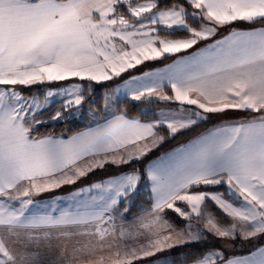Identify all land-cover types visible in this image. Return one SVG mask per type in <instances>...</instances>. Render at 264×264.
<instances>
[{"label":"snow or ice","instance_id":"snow-or-ice-1","mask_svg":"<svg viewBox=\"0 0 264 264\" xmlns=\"http://www.w3.org/2000/svg\"><path fill=\"white\" fill-rule=\"evenodd\" d=\"M178 31L184 35L171 38ZM169 57L163 68L132 74ZM125 74L104 94L102 117L90 109L89 124L67 138L33 134L55 98L51 120L77 116L93 83ZM63 81L72 83L24 92ZM121 96L177 107L142 120L120 108ZM228 111L247 118L215 126L143 169L92 182L66 206L36 199L105 165L142 160L166 138ZM142 176L152 204L125 227L120 208L128 212ZM209 234L260 243L243 256L189 252L184 264H264V0H0V264H156Z\"/></svg>","mask_w":264,"mask_h":264},{"label":"trees","instance_id":"trees-1","mask_svg":"<svg viewBox=\"0 0 264 264\" xmlns=\"http://www.w3.org/2000/svg\"><path fill=\"white\" fill-rule=\"evenodd\" d=\"M233 27L248 28L250 26L243 24V23H240V22H237L235 25H233ZM162 34H164V33H162ZM183 35H184L183 32L178 31L175 33L174 37H182ZM172 59H173V57H169V58H166V59H163L160 61H150V62H146L143 66H146L145 68L155 67V66L164 64V63H166ZM135 72L136 71L133 70L132 74ZM125 77H128V74H125L124 77L117 79V81H119ZM64 82H70V81H64ZM85 83H87V82H85ZM40 88H41V85H35V86H32L31 89H25L24 92H25V94L31 95V94H33L34 91L39 90ZM92 88L94 89L92 92L86 93V95L88 96V99L85 101V103L87 102L85 108H87V105H89V101L92 99V95H94L95 96L94 97L95 102H96V108H97L96 110L99 113L97 115V117H102L105 114L104 109L102 107L103 96H104V94L108 88V85L105 84V82H102L100 84L93 83ZM165 105L166 106H176V105L165 103V102L152 103V104L134 103L130 100H127L126 98H122L120 100L119 106L121 109H127L130 116L138 117L142 120H150V119H155L156 116L154 114L157 113L156 110L160 109L161 106H165ZM94 106H95V104H94ZM142 110H144V112H146L147 114L146 115L142 114ZM56 111H57V109L55 107H53L51 109H47V110L43 111L39 117L41 119H51V116L54 115V113ZM90 119H91L90 117L85 116V118L83 120H80V121L77 118L74 119V118H68V117H66L65 119L58 120V121H50V122L42 124L41 126L36 128V130L33 134L34 135H40V136L52 134L55 136L67 137V136L71 135L73 132L80 130V129L84 128L86 125H88L90 122ZM217 121L218 120L211 119V117L209 116L208 120L200 122L194 128H192L190 130H186L184 132H181L177 136H175L174 138L173 137L166 138L165 142L159 148L154 149L151 153L148 154V156L144 157L142 160L133 161L131 164L122 165L120 167H116L114 165H110V166L107 165L104 167V169H97L96 171L90 173L88 177L83 178L81 181L79 180L77 182V184L65 185L61 188H58L54 191H51V194L55 195V194H59L60 192H63V191L69 192V191H72L74 189H77L79 187V185L81 186V185H85L87 183L89 184L91 182L102 180L107 176L105 174L108 172L118 174V173H122V172H130L132 170L143 169L147 166V164L151 160L155 159L156 157H159L162 154H165V153H167V152H169V151H171V150H173V149H175L181 145H184V144L188 143L190 140L196 138L201 133L206 132ZM160 131H161V134H165L163 128ZM136 200L142 201L148 207H150L152 204V198H151L149 183L143 176H142L140 183H139L138 194H137ZM121 207H123V206H121ZM207 207L216 216V218L220 222H223V221L228 222L229 221V219L226 218L217 208H215V206L213 204L209 203ZM141 209H142L141 206L133 205L131 207L130 211L132 213H134V212L139 211ZM166 217L169 219V221L175 227H179V226L181 227V225H182L181 222L177 219L176 214H174L172 210H168L166 212ZM212 248L216 249V248H220V246H218L216 244H214V245H208V244L201 245V242H200L196 246H184L182 249H179L177 252H172L170 254V257L172 259H174L175 262L181 263L182 261L185 260V254L186 253L194 252L198 255L201 252L211 250ZM226 254L231 256L228 252H226Z\"/></svg>","mask_w":264,"mask_h":264},{"label":"rangeland","instance_id":"rangeland-1","mask_svg":"<svg viewBox=\"0 0 264 264\" xmlns=\"http://www.w3.org/2000/svg\"><path fill=\"white\" fill-rule=\"evenodd\" d=\"M226 31V29L225 30H222L221 31V33L222 32H225ZM163 35V34H162ZM171 38H173V37H171ZM175 38H180V37H175ZM146 66H140V69L142 70L143 68H145ZM128 77H125V78H123V79H127ZM123 79H121V80H119V81H117V80H114V81H107V82H105V84H107L108 85V88H107V90H106V92L105 93H107V92H110V91H112L116 86H117V84H120V83H122V80ZM70 83H72V81H70V82H59V83H53V84H51V85H41V88L39 89V90H36V91H34L33 92V94H37V93H40V92H42V91H44L45 89H48V88H52V89H56V88H58V87H63V86H65V85H68V84H70ZM33 94H31V95H33ZM25 95H28V94H25ZM95 96L94 95H92V99L89 101V105H87V108H85L86 107V103H84V105L82 106V108H81V111H80V113L77 115V116H74V117H68V118H74V119H78L79 121L80 120H83L84 118H85V116H88V117H90L91 119H92V117H91V115H90V109L93 111V112H95L96 113V116L99 114L98 113V111L96 110L97 108H96V102H95V98H94ZM41 99H43V97L41 96ZM59 97H57V98H55V103H53L51 106H49L47 109H51V108H53V107H55L57 110L60 108V103H59ZM122 99V96L120 97V100ZM94 104H95V106H94ZM93 105V106H92ZM176 108V106H161V108L160 109H158V110H156L157 111V113H159L161 110H164V111H167L168 109H175ZM46 109V110H47ZM185 115H187V113H185ZM39 119H41L40 117H38ZM41 120H43L44 121V123H41V124H39V125H37L36 126V128H38L39 126H41L42 124H45V123H48V122H50V121H53V120H51V119H41ZM65 138H67V137H65ZM133 171V170H132ZM132 171H130V172H132ZM119 175L121 174V173H118ZM140 183V182H139ZM89 184L87 183L86 184V186L85 187H87ZM81 188V187H80ZM138 188H139V185H138ZM78 189H76V191H77ZM214 190H217V191H224V188H223V186H215V188H214ZM73 191V190H72ZM73 193V192H72ZM137 194H138V189H137V192L134 194V196H132V197H130L129 198V200L126 202L127 203V207H128V212L127 213H124V208L123 207H121L120 208V212L123 214V221H127V223H131V222H133L134 224H135V222H136V218L137 217H139L140 215H142V213L141 214H133V213H131L130 212V210H131V207L133 206V205H136V206H141L142 207V210H145V209H148L149 207L148 206H146L142 201H139V200H136V198H137ZM51 196V198L53 197V198H59L58 200L57 199H54V200H57V203H59L58 201L59 200H61L60 202L61 203H59V205L61 206V204L63 205V206H66L67 204H70L71 202H72V200H71V194L70 193H68V192H66L63 196L62 195H60V194H51L50 195ZM178 206H180V207H184V205L183 204H178ZM209 209V208H208ZM128 216H131V217H128ZM118 219V223H120L121 222V219H120V217H118L117 218ZM168 219V218H167ZM169 220V219H168ZM180 221V220H179ZM181 222V221H180ZM230 221H228V222H221L222 224H227V223H229ZM184 223H186V222H181V228H183L184 227ZM131 225V224H130ZM174 226V225H173ZM175 227V226H174ZM260 241H256V240H254V241H252V242H247V241H243V240H240L239 238H237L234 242H232V241H225L224 239H219V238H216V237H214V236H212V235H207L206 236V239L205 240H202L201 241V245H206V244H208V245H214V244H216V245H218V246H220V248H216V249H223L225 252H228L231 256H233V255H235V256H243V255H247V254H249L251 251H253L254 249H255V247L258 245V243H259ZM213 249V248H212ZM179 249H177V250H175V251H173V252H177ZM172 253V252H171ZM170 256V255H169ZM162 259H161V261H160V263H157L158 261H157V259H155V261H156V264H163V262H164V259L165 258H167V259H169V260H171L172 261V264H184V261H182L181 263H177V262H175L174 261V259H172V258H170V257H168V255H166V256H163V257H161ZM162 262V263H161Z\"/></svg>","mask_w":264,"mask_h":264},{"label":"crops","instance_id":"crops-1","mask_svg":"<svg viewBox=\"0 0 264 264\" xmlns=\"http://www.w3.org/2000/svg\"><path fill=\"white\" fill-rule=\"evenodd\" d=\"M237 28H240V29H243V27H237ZM230 29H226V31L225 32H222V33H220L217 37H216V39H218V38H220V36H223V35H226L227 34V32L229 31ZM173 38H175V37H173ZM203 45H201V47H202ZM190 52H191V50H189ZM172 61H173V59L172 60H170V61H168V62H166V63H164V64H161V65H158V66H155V67H147V68H143L142 70L140 69V67L138 68V69H136L135 71V73H133V74H135V75H139L142 71H146V70H155V69H158V68H163V67H165L167 64H170V63H172ZM141 66H143V65H141ZM122 98H124L123 96H122ZM210 117H211V119H213V120H218L216 123H214L213 124V126L211 127V128H213V127H215V126H219V125H222V124H227V123H234V122H238V121H242V120H244V119H246L247 118V114L246 113H244V112H240V111H228V112H226V113H223V114H212V115H210ZM210 128V129H211ZM176 149V148H175ZM174 150V149H173ZM172 151V150H171ZM171 151H169V152H171ZM169 152H167V153H169ZM163 155V154H162ZM161 155V156H162ZM156 159V158H155ZM155 159H153V160H155ZM153 160H151V161H153ZM150 161V162H151ZM149 162V163H150ZM148 163V164H149ZM148 164H147V166H148ZM111 164H108V166H110ZM105 166H107V165H105ZM122 173H125V172H122ZM105 175H107L104 179H102V180H98V181H95V182H100V181H105V180H107L108 178H111V177H116V176H118L119 174H117V173H110V172H108V173H106ZM82 180V179H81ZM80 180V181H81ZM92 183V182H91ZM90 184V183H89ZM86 186V184L85 185H79V187L77 188L78 190L80 189V187L82 188V187H85ZM149 187H150V185H149ZM74 191H76V189H74L73 191H69L68 193H72V192H74ZM66 192H60L59 194L60 195H64ZM51 191L50 192H45V193H42L41 195H39V196H37L36 197V199L38 200V201H41V202H43V203H48V204H51L52 202H53V200L54 199H57V198H51ZM61 200H59L58 202L59 203H61L60 202ZM58 203V204H59ZM61 206H63L62 204H61ZM150 208V207H149ZM131 212V211H130ZM132 213V212H131ZM141 213H143V210L141 209V210H139V211H136V212H134L133 214H141ZM128 217H131V216H128ZM167 218V217H166ZM117 221H118V219H117ZM123 223H124V225H125V227H128V226H131V225H133L134 223L133 222H131V223H127V221H123ZM131 224V225H130ZM177 229H179V228H181L180 226L179 227H176ZM171 254V252H166V253H164L163 255H161V256H159L158 258H153V259H157V263H160V261H161V257H163V256H166V255H168V257H170L169 255ZM171 258V257H170ZM162 263V262H161Z\"/></svg>","mask_w":264,"mask_h":264}]
</instances>
